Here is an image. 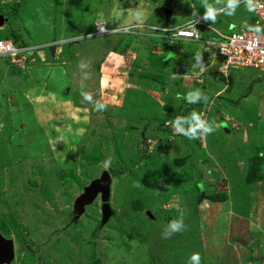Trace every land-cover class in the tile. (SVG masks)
I'll return each mask as SVG.
<instances>
[{
    "label": "rangeland",
    "instance_id": "rangeland-1",
    "mask_svg": "<svg viewBox=\"0 0 264 264\" xmlns=\"http://www.w3.org/2000/svg\"><path fill=\"white\" fill-rule=\"evenodd\" d=\"M170 1L0 0V37L56 44L54 57L49 47L33 61L0 59V118L15 120L0 128V222L21 246L13 264H191L194 253L200 264H264V74L232 69L228 84L202 44L91 34L98 21L168 27L192 6L205 11L174 0L168 19ZM190 111L213 131L169 141ZM104 171L105 192L90 188Z\"/></svg>",
    "mask_w": 264,
    "mask_h": 264
},
{
    "label": "built area",
    "instance_id": "built-area-1",
    "mask_svg": "<svg viewBox=\"0 0 264 264\" xmlns=\"http://www.w3.org/2000/svg\"><path fill=\"white\" fill-rule=\"evenodd\" d=\"M256 5L253 11L257 20L258 28L244 30H230L225 34L206 36L198 31V25L203 23L204 15H195L182 25H170L161 27L150 24H129L122 27H110L105 21L94 24L92 35H105L108 33L125 32L141 34L145 31L149 37L167 38L170 41L189 40L196 44H202L211 56L217 60V71L227 76L230 70L254 69L264 74V0H253ZM141 30V31H140ZM195 33L193 36L181 35V33ZM30 48V47H28ZM27 52L26 47L13 45L10 41H0V56H8L12 61H23ZM176 133V132H175ZM172 131L168 140H172Z\"/></svg>",
    "mask_w": 264,
    "mask_h": 264
},
{
    "label": "clouds",
    "instance_id": "clouds-1",
    "mask_svg": "<svg viewBox=\"0 0 264 264\" xmlns=\"http://www.w3.org/2000/svg\"><path fill=\"white\" fill-rule=\"evenodd\" d=\"M217 2H218V0H217ZM238 3H239V0H227V5H228L229 10L226 14L228 16H232L235 14V9H236ZM202 6L205 9L203 19L204 20L210 19L213 21V23H215L217 20L218 12L222 11V10L217 9L213 4H210L208 2V0H202ZM255 8H256V5L253 4V0H247V10L248 11H254ZM133 15H134V18L136 20L142 21L144 19V13L139 9L136 10L133 13ZM5 22H6V20H5ZM255 30L260 31V29L258 27ZM93 31H94V27H93ZM109 34H111V33H108L105 35H109ZM128 34H130V33H128ZM181 35L193 36V35H195V33H192V32L181 33ZM94 36H101V35H94ZM0 41H10L13 45H17V44H14L11 39H3L2 38V39H0ZM52 44H54V43L30 44L29 41H26L25 43H20V45H17V46L26 47L27 52L23 53V55H25L24 60L19 61V62L33 61L34 58L41 57L44 53V50L53 46ZM54 45H56V44H54ZM28 47H30V48H28ZM32 53L34 54L33 58H31ZM0 59L8 60L10 62H16V61H12L8 56H4V55H1ZM199 95H200L199 90H197L196 92L189 91L185 95L184 99H186L189 104H192V103H195L199 99ZM84 97L86 100H91V94H84ZM96 108L97 109H103V108H105V105L97 102ZM184 125H188V127L186 128ZM172 128H173L174 132H176L177 134L183 135L184 137H187L190 140L196 138L198 130H202L203 133L205 134V136H207L208 133L213 131V129L208 126L207 121L204 119H201V115L199 113H197L196 111H192L190 116L187 118L176 117L172 121ZM109 166H110L109 161H105L104 167L107 169ZM168 227L173 231H178L180 228V222L174 220L168 225ZM200 260H201V257L198 253H194L191 256V264H200Z\"/></svg>",
    "mask_w": 264,
    "mask_h": 264
},
{
    "label": "crops",
    "instance_id": "crops-1",
    "mask_svg": "<svg viewBox=\"0 0 264 264\" xmlns=\"http://www.w3.org/2000/svg\"><path fill=\"white\" fill-rule=\"evenodd\" d=\"M217 3H220V2L218 1ZM148 4L149 3H147L146 5L142 6V11L149 10L151 8V4H149V5ZM174 6H175V1L174 0L170 1L169 9H170L171 13H170L169 16H166L165 12H164V15H165L166 18H168V19L170 18L171 14L173 13V7ZM216 8L219 9V10H222V11L218 12V15H217L218 18H217L215 23H213V21L210 23V22H208V20H203V23L198 25V31L200 33H202L203 35L210 36V35H216L217 33L225 34V33L229 32L230 30L240 31V30H244V29H252V28L258 27V20H257V18L255 16L254 12L247 10V0H239V3H238V5H237V7L235 9V14L232 15V16H228L226 14L228 12V10H229L227 2H226V4H223V5L221 4L220 6H218ZM192 11H193L192 12V16L189 17L188 19H186L182 24L186 23L190 18H192L195 15H204V13L203 14L198 13L197 9L195 7H193V6H192ZM144 24H149V23H144ZM182 24H179V25H182ZM3 25L0 26V28H2ZM150 25H152V24H150ZM237 27L239 29H237ZM141 32H144V33L138 34L136 37H140V36L149 37V36H147L145 34L146 33L145 31H141ZM154 38H156V37H154ZM157 39H161V38L157 37ZM185 41H189V40H185ZM175 58H176V56H174V60H175ZM200 58H202V57H200ZM201 61H203V59L198 60V62H195V63L200 65ZM209 65H210V62H209ZM209 65L204 66V64H202V69H201V71H199L200 72L199 74H201V77H199L198 80L201 82V85L198 88H199V90H203L204 92L207 90L208 79H210L206 75V67H208ZM216 73H219V72L216 71ZM223 77H225L226 81L228 82V80H229L228 75L227 76H223ZM229 82H228V84H229ZM190 88L192 89L193 85H191ZM2 119H4V116H1V118H0V128L1 127L4 128L5 124L8 125V126H10L11 123L15 124L14 123L15 120H12V121L9 120L7 122H2ZM147 122H148L147 124H151V123H149L151 121H147ZM10 127H12V126H10ZM25 129L29 130V127L25 128ZM0 231H2V230H0ZM4 235L12 238L13 245H14V255H16L17 254L16 251H19L21 246H19L20 247L19 248L18 244L16 242H14V237H13L12 233H7L6 232V234H4ZM15 258H16V256H15Z\"/></svg>",
    "mask_w": 264,
    "mask_h": 264
},
{
    "label": "water",
    "instance_id": "water-1",
    "mask_svg": "<svg viewBox=\"0 0 264 264\" xmlns=\"http://www.w3.org/2000/svg\"><path fill=\"white\" fill-rule=\"evenodd\" d=\"M164 12L166 16H169L171 13L168 7L164 9ZM5 20H6L5 17L2 14H0V26L4 24ZM55 48L56 45H53L49 49V51H52L53 57L55 56ZM206 65L207 63L205 62V66ZM110 182H111V178L108 172L104 171L99 179L91 181L89 187L92 188L95 184L98 188L102 189L103 192H105L106 188L109 187ZM89 187H85L84 190H86ZM83 198L84 196L83 197L80 196L81 200ZM14 260H15V255H14L13 240L11 237L4 235L0 231V264H13Z\"/></svg>",
    "mask_w": 264,
    "mask_h": 264
},
{
    "label": "trees",
    "instance_id": "trees-1",
    "mask_svg": "<svg viewBox=\"0 0 264 264\" xmlns=\"http://www.w3.org/2000/svg\"><path fill=\"white\" fill-rule=\"evenodd\" d=\"M4 36H1L0 39H2ZM3 39H6L5 37ZM13 41L14 44L20 45L19 42H15L14 39H11ZM127 45L125 44L124 47H126ZM159 128V127H158ZM219 200L223 199L225 197V195H221L218 193V195H215Z\"/></svg>",
    "mask_w": 264,
    "mask_h": 264
},
{
    "label": "flooded vegetation",
    "instance_id": "flooded-vegetation-1",
    "mask_svg": "<svg viewBox=\"0 0 264 264\" xmlns=\"http://www.w3.org/2000/svg\"><path fill=\"white\" fill-rule=\"evenodd\" d=\"M2 225L4 226V225H6V223H5V222H3V221H2V222H0V230H2L1 232H3L4 234H6V232H4V230H3V229H4V227H3ZM14 262H15V261H14Z\"/></svg>",
    "mask_w": 264,
    "mask_h": 264
}]
</instances>
